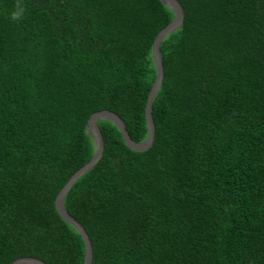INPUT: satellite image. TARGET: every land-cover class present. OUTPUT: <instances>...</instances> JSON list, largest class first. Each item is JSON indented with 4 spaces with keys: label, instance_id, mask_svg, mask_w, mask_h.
<instances>
[{
    "label": "trees",
    "instance_id": "trees-1",
    "mask_svg": "<svg viewBox=\"0 0 264 264\" xmlns=\"http://www.w3.org/2000/svg\"><path fill=\"white\" fill-rule=\"evenodd\" d=\"M178 2L150 147L97 119L102 155L64 196L90 264H264V0ZM172 18L160 0H0V264H83L55 197L92 156L93 112L145 140Z\"/></svg>",
    "mask_w": 264,
    "mask_h": 264
},
{
    "label": "water",
    "instance_id": "water-1",
    "mask_svg": "<svg viewBox=\"0 0 264 264\" xmlns=\"http://www.w3.org/2000/svg\"><path fill=\"white\" fill-rule=\"evenodd\" d=\"M160 1L173 12V18L168 24H166L163 28H161L158 31V33L155 35L151 43V58L155 67V79L149 89L146 103L144 106V119L147 129V136L145 140H143L142 142L133 141L129 137L122 119H120V117L116 113L106 109L93 112L88 117L85 125L86 132L92 137L94 142V150L92 156L83 166H81L70 176V178L58 191L54 200V206L60 218L63 221L69 223L72 227H74V229L79 233V235L82 238L84 244L83 264H90L91 262L92 253H91L90 241L87 233L85 232L81 224L78 221H76L72 216H70L64 209L63 199L69 188L76 181V179L79 178L82 174H84L88 169L93 167L102 155L103 140H102V135L96 124L97 119H107L111 121L119 130L124 144L130 150L136 152L144 151L150 147L153 141L154 126L152 122L151 106L154 97L156 95V92L162 81V63L159 53V45L162 39L166 35L174 31L181 25L183 19L182 7L178 2V0H160ZM10 264H45V263L34 257H19L13 260Z\"/></svg>",
    "mask_w": 264,
    "mask_h": 264
},
{
    "label": "clouds",
    "instance_id": "clouds-1",
    "mask_svg": "<svg viewBox=\"0 0 264 264\" xmlns=\"http://www.w3.org/2000/svg\"><path fill=\"white\" fill-rule=\"evenodd\" d=\"M24 7L22 4H17L16 8L10 13V18L13 21H20L23 19Z\"/></svg>",
    "mask_w": 264,
    "mask_h": 264
}]
</instances>
